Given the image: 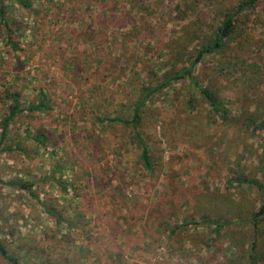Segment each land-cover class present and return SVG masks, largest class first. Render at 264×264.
Instances as JSON below:
<instances>
[{"label": "rangeland", "instance_id": "rangeland-1", "mask_svg": "<svg viewBox=\"0 0 264 264\" xmlns=\"http://www.w3.org/2000/svg\"><path fill=\"white\" fill-rule=\"evenodd\" d=\"M27 1L0 0L31 34H22L17 53L0 45V88L19 92L25 106L43 93L51 110L40 120L14 119L0 145L5 244L22 264H40L29 248H43L39 257L54 264H241L252 234L242 222L258 210L251 182L264 184V0L237 19L246 45L226 41L179 81L172 78L242 0ZM165 82L139 110L136 129L107 121L129 122ZM34 128L45 130L36 149ZM14 138L33 149L27 158L6 152ZM15 181L29 184L34 198ZM50 202L67 207L73 232L62 225L47 244L44 232L57 231L42 208Z\"/></svg>", "mask_w": 264, "mask_h": 264}, {"label": "trees", "instance_id": "trees-1", "mask_svg": "<svg viewBox=\"0 0 264 264\" xmlns=\"http://www.w3.org/2000/svg\"><path fill=\"white\" fill-rule=\"evenodd\" d=\"M20 1V0H18ZM26 3H28L27 0ZM197 4L201 3H212L214 1L218 0H195ZM257 2V0H242L240 4L237 5L236 8L231 10L228 13L224 14L222 23L213 31V36L207 41V43L203 44L200 48L197 49L195 60L192 62V66L188 69H185L184 73L182 75H177L172 78L174 81H179L182 79H190L192 75L193 67L201 61V59L206 55L213 53L217 51L218 49L223 47V44L226 41L232 40V39H240L242 40L243 44L246 45V43L249 41V38L244 35L241 36V28L239 26V22L237 19H239V16H241L245 11L250 10L254 4ZM25 2H22L20 4V7L28 8L27 4H24ZM30 5V4H29ZM184 8H187V11L194 10V6L192 4L184 5ZM186 13V12H183ZM29 27L23 28L22 23L19 21L12 20L10 17H7V14L4 9L3 3H0V45L2 44V49H5L9 53H17L20 51V39H22V34L28 33ZM187 28H185L182 32V36L180 39L183 41L187 38ZM28 37H31V34L28 35ZM2 37V38H1ZM1 53H3L1 51ZM169 81V80H168ZM167 81V82H168ZM167 82L161 84L157 88H155L153 91H149L147 94H145L140 101V103L137 104V106L134 108V115L131 118L129 122L124 121L120 118H111L110 120H107L111 123L118 122L123 123L127 125H131L134 129H136L138 124V113L141 107H143L144 103L156 92L160 91L163 87L167 85ZM200 93L207 99V101L210 103V105L213 107L214 110H217V103L215 102L213 96L211 93L207 92L206 90H201ZM22 96L19 92L12 91L9 87H7V84L5 86H2L0 88V117L2 118L1 122V137H0V145L3 144L8 131V126H10L11 122L14 121L16 118H23V119H29L33 118L34 120L39 119L40 114H45L51 110V107L48 105V101L46 100L45 95L43 93L39 94L38 96V103L34 105L25 106L22 104ZM25 115V116H24ZM50 117V116H48ZM40 120V119H39ZM43 129L40 128H34L32 137L33 142L35 144V149L38 147H41V145H44L43 142V136H44ZM28 135V134H27ZM135 139L137 146L140 150V161L142 163V167L145 171L151 172L153 170L152 168V160L150 157V153L148 150V147L146 143L143 141L141 136L138 133H135ZM12 142V141H11ZM11 146H8L6 149V152H19L22 153L26 158L28 154L33 152V149L23 150V144H21V141L16 140L14 138L13 143H11ZM58 169V167H57ZM252 187L255 188L257 195L259 196L258 199V210L251 212L246 219L242 222L249 227L251 230V240L249 242L247 252L245 254V257L241 264H264V184H262L258 180H254L251 182ZM10 186L19 188L21 191H25L28 193V195L34 196L31 192V186L27 183H24L23 181H15L10 182ZM66 193V192H65ZM34 198V197H33ZM72 199L74 197L72 196ZM60 205V204H59ZM56 203L50 202L46 205L43 204L42 208L44 211V215L54 223L55 228L57 231L53 232L50 230L49 232H44V239L47 244H49L51 241H55L59 237V228L60 226L66 227V230L68 232H73L70 222H68L66 217L67 207L65 206H59ZM208 224H216V231L221 229L223 227V224L219 223L218 221H209ZM14 232L12 230L10 231V237H13ZM3 232L0 228V261L5 262L6 264H22L21 263V257L17 256V253H14L12 248H10L9 244H5V242L2 239ZM62 237V236H61ZM61 239V238H60ZM56 241L58 242V245L61 249L60 243H62V246L65 245L64 241ZM12 243V242H11ZM17 244V243H16ZM18 245V251H19V244ZM21 249L26 250V246L22 245ZM43 250V248H41ZM41 249H34L29 248L27 249V254H30L33 256V258H38L40 264H54L51 260V257H46V259H41L39 257V252H41ZM44 251V250H43ZM43 254L45 252H42ZM19 255V254H18ZM25 255V256H26ZM38 264V263H37Z\"/></svg>", "mask_w": 264, "mask_h": 264}, {"label": "crops", "instance_id": "crops-1", "mask_svg": "<svg viewBox=\"0 0 264 264\" xmlns=\"http://www.w3.org/2000/svg\"><path fill=\"white\" fill-rule=\"evenodd\" d=\"M99 18L101 23L99 26H105L106 24H108V16H106L105 14H101Z\"/></svg>", "mask_w": 264, "mask_h": 264}]
</instances>
